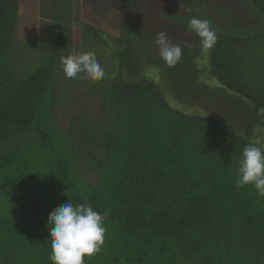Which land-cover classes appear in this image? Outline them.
<instances>
[{
	"label": "trees",
	"instance_id": "trees-1",
	"mask_svg": "<svg viewBox=\"0 0 264 264\" xmlns=\"http://www.w3.org/2000/svg\"><path fill=\"white\" fill-rule=\"evenodd\" d=\"M58 1L57 13L42 17L43 42L24 41L17 53L20 0H0V264H52L49 214L69 200L108 213L101 251L85 264H264V198L235 186L243 148L264 150L255 138L264 129V0H216L238 25L200 13L197 0L119 4L113 10L125 28L119 46L110 45L113 65L97 57L104 78L83 79L86 96L101 100L93 117L74 105L84 96L66 89L60 58L72 52L70 0ZM194 16L212 22V49L187 32ZM89 30L106 44L93 24ZM161 31L183 57L169 67L157 48L146 60L155 65L150 74L132 38L155 40ZM33 47L38 66L21 75L18 55L30 59ZM158 69L166 75L160 83ZM67 111L64 131L59 113Z\"/></svg>",
	"mask_w": 264,
	"mask_h": 264
},
{
	"label": "rangeland",
	"instance_id": "rangeland-1",
	"mask_svg": "<svg viewBox=\"0 0 264 264\" xmlns=\"http://www.w3.org/2000/svg\"><path fill=\"white\" fill-rule=\"evenodd\" d=\"M56 1L57 0H45V1L20 0L19 10H18V24L14 36L15 51L13 52L18 53L19 50L20 51L23 50L24 52L25 45L22 44L24 41H27L28 43V40H32V44L34 42H43V39L40 38L43 31V28L41 26L42 25L46 26V24L48 23V19H45L46 16L42 18L44 13H46L44 8H53L54 3ZM62 1L63 0H59L58 3L59 2L62 3ZM215 1L216 0H197L199 5L201 6L199 12L204 13L208 11L212 15H216L217 17H223L222 15H226L231 19L232 17H234V14L231 13L227 7H223L220 3ZM144 3H145L144 0H70V4L66 1L64 9L68 7L70 17L69 20H65V21L70 23V29H71L70 44L72 47L71 54L93 51L96 53V56L99 57L100 61L104 63V65L112 66L113 56L110 45L111 46L117 45V47L119 46V43L116 40V38L119 37L120 34L122 33V28H125V20L123 16L115 12L113 9L117 8L119 4L122 7L127 5V7H133L135 9H139L140 7L141 8L143 7ZM241 3H243V5L247 4L246 2H241ZM248 6L250 9L254 10L252 8L253 6L251 5ZM49 14L51 15L52 12H49ZM257 18L258 17L253 15L251 12L250 13L247 12V14L244 16L245 20L252 21V26L258 24ZM90 24H93L96 30H98L101 33L102 37L106 41L105 45L100 44L98 40L93 38L89 30ZM128 24L131 25L130 23ZM233 24L238 25L237 20H235ZM129 29H131V31H134L135 27L133 23H132V28L130 26ZM232 29L236 30V26L232 27ZM249 31L246 30V32ZM133 36H132L133 37L132 40H133V48L135 51V55L136 56L141 55L143 61L142 64L147 69L151 70V72L148 71V73L151 74L155 69V65L154 66L148 65V63H146V60L147 57L154 58V55H156L157 47L153 43L154 38L140 32L139 33L136 32ZM64 46H67L66 42ZM48 49L51 48L48 46ZM35 50L36 52L34 53L33 56H31L30 59H28L27 57L29 56V54L27 56H23L21 54L18 55L19 59L17 61L18 62L17 67H19V69L21 70L20 72L21 75L30 73L33 70V68H37L40 48ZM61 56L62 55H60V57ZM156 73H157L156 79L158 83H160L166 75L161 69H158V72ZM66 81L69 85L68 87H66V89L68 91H71L72 93L70 94L71 96L73 95L76 98L80 95L84 96L78 99L74 105H76L78 109H80L83 112H86L88 111V109H90V116L93 117L94 116L93 109L95 110L97 107L101 105L100 98L98 96H90V97L86 96L87 89L89 90V85L88 84L85 85L83 79L77 78V79H69V81L68 80ZM198 105H200V107H203L205 104L199 103ZM74 113L77 115V113L80 112L74 111ZM71 115H73V111L59 113V118L60 119L63 118V119L61 121H58V123L65 128L64 131H67V126L69 124L68 122L70 120ZM255 138L257 139L259 145L264 147V129L258 130L255 135ZM79 158L81 160L80 170L83 176L86 179H89V181L93 182V184H95L94 176L92 174L90 175L89 170L85 168L88 162L87 158L83 157L82 155H79ZM90 178L92 180H90Z\"/></svg>",
	"mask_w": 264,
	"mask_h": 264
},
{
	"label": "clouds",
	"instance_id": "clouds-1",
	"mask_svg": "<svg viewBox=\"0 0 264 264\" xmlns=\"http://www.w3.org/2000/svg\"><path fill=\"white\" fill-rule=\"evenodd\" d=\"M186 30L199 38L204 50L212 49L217 43V33L209 19L194 16L187 22ZM153 43L167 66L175 67L180 63L183 49L179 44H173L166 32H159ZM60 66L67 79L96 82L105 76L93 51L62 56ZM235 175L237 188L252 186L257 195L264 198V150L255 144L246 145ZM107 217V212L101 215L88 203L74 205L71 200L52 211L48 218L52 264H85L86 257L99 253L104 244Z\"/></svg>",
	"mask_w": 264,
	"mask_h": 264
},
{
	"label": "crops",
	"instance_id": "crops-1",
	"mask_svg": "<svg viewBox=\"0 0 264 264\" xmlns=\"http://www.w3.org/2000/svg\"><path fill=\"white\" fill-rule=\"evenodd\" d=\"M70 4V3H69ZM45 7V6H44ZM56 7L54 6L53 8H44L45 11L48 14V17L50 18L52 15L54 16L57 13V10L55 9ZM49 10V11H48ZM66 11L69 10L68 7L65 9ZM64 10V12H65ZM49 12H52V14L50 15Z\"/></svg>",
	"mask_w": 264,
	"mask_h": 264
}]
</instances>
